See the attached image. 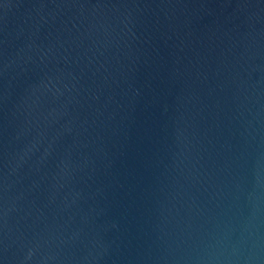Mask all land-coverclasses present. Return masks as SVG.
I'll use <instances>...</instances> for the list:
<instances>
[{
    "label": "water",
    "instance_id": "water-1",
    "mask_svg": "<svg viewBox=\"0 0 264 264\" xmlns=\"http://www.w3.org/2000/svg\"><path fill=\"white\" fill-rule=\"evenodd\" d=\"M0 264H264V0H0Z\"/></svg>",
    "mask_w": 264,
    "mask_h": 264
}]
</instances>
